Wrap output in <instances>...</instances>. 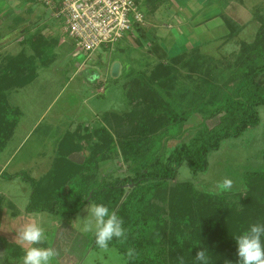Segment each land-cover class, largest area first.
<instances>
[{
    "label": "rangeland",
    "instance_id": "374dc122",
    "mask_svg": "<svg viewBox=\"0 0 264 264\" xmlns=\"http://www.w3.org/2000/svg\"><path fill=\"white\" fill-rule=\"evenodd\" d=\"M182 1L186 0H173L172 4L177 8H184ZM230 1L228 13L232 15L219 17L218 20L228 31L226 21L230 20L234 24L236 33L233 39H228L229 43L224 45L212 42L199 45L196 49L200 50L203 62L199 61V66L195 61L198 65L195 74L198 77L210 78L211 81L206 80L211 83L214 92L230 91L232 86L226 88L224 84L236 66L237 57L241 55V45L254 42L260 26L258 17L264 19V0ZM37 2L0 0V64L7 58L24 53L34 60L38 72V77L30 85L8 93L6 98L8 107H17L21 115L17 118V127L6 148L0 152V165L17 150L10 161L7 176L24 169L27 176L39 180L45 176L48 169L53 167L58 145L66 135L77 132L79 136H86L102 126L112 133L126 132L124 127L117 128L118 120H114L110 113L123 116L130 112L133 109L130 96L139 93L140 83L146 85L156 66L161 62L171 64L173 58H168L167 62L163 60V53L158 47L166 46V43L159 39L154 41L157 31L147 26L143 28L145 32L142 33L143 35L134 32L123 39L116 48L109 51L100 50L89 58L84 52L76 50L74 41L68 35L61 33L62 24L51 17V11ZM203 2H205L204 11L207 16L211 15L210 17L213 15L212 11L218 9L217 5L222 7L227 4L226 0H203ZM196 6L195 3L192 8ZM143 12L145 23L147 20H155L148 11L144 9ZM170 12V9H163L160 17L165 19ZM242 12L249 14L245 18L248 21L243 20L244 26H240V23L234 20L235 16ZM179 17L181 19L184 16L179 15ZM162 24L163 20H160L155 25L162 27ZM40 37L57 43L50 49L43 44L44 39L38 41ZM36 43L39 47L47 46L44 52L38 49L41 58L34 50ZM177 51L178 49H175L172 55ZM190 57V52L186 53L183 62ZM181 63L178 64L177 71L174 65L179 80L178 85L174 87V94H170L168 88L162 87L159 91L156 83L153 85L150 83L148 86H153L176 112L188 111L191 102L196 100L193 92L197 87L202 89L204 85L198 77L197 86L193 80H189L190 78L186 79L188 68L181 67ZM119 64L122 74L120 78L114 79L113 70ZM260 82L264 85V77L260 78ZM102 83L105 86L99 94L98 85ZM175 91L179 92L181 99H176ZM213 91L209 90L207 94L211 96ZM88 107H92L97 115L91 113L89 115ZM258 112L260 125L249 128L241 137L224 140L220 150L208 155L209 166L205 172L195 175L190 170L189 164L185 162L179 168L176 180L156 190L153 205L165 217V224L156 236L164 240L170 264H184L179 261L180 255L177 251L186 247L192 248V238L200 231L201 222L204 223L207 218L206 212L202 213L201 210L185 211L183 217L181 216L180 211L184 207L183 192L180 193L179 190L181 184H191L193 190L208 195L213 201L225 198L226 203L230 205L237 201L241 193L247 192L246 174L264 172V106L258 107ZM201 123L202 117L196 114L184 124L179 136L163 137L165 152L169 154L176 146L189 143L201 128ZM218 123L219 118H216L207 124L213 127ZM153 128L156 132L161 130L159 127L153 126ZM154 135L149 139H159L161 134L158 132ZM41 163L43 164L40 165ZM127 167L118 150L110 160L101 164L97 180L102 177H107L108 181L122 178L127 174ZM7 176L0 179V187L11 190L9 193L15 195L17 206L27 207L32 186L22 177ZM13 176L14 178H11ZM226 179L231 181V186L227 188L223 184ZM190 212L191 214H188ZM187 214L191 217L187 218ZM85 215L84 210L70 217L45 213L41 222L35 216V224L42 226L46 231L49 230L51 240L54 241L51 245V251L54 253L52 264H128L124 255L116 248H109L107 252L93 249L95 240L93 233L83 230ZM63 223L73 231L67 230L62 236L55 235L59 229L58 225L62 226ZM194 240L198 239L194 238Z\"/></svg>",
    "mask_w": 264,
    "mask_h": 264
},
{
    "label": "trees",
    "instance_id": "16d2710c",
    "mask_svg": "<svg viewBox=\"0 0 264 264\" xmlns=\"http://www.w3.org/2000/svg\"><path fill=\"white\" fill-rule=\"evenodd\" d=\"M140 1L146 11L150 8L153 12L165 3V0ZM258 20L260 26L254 42L241 45V55L224 84L226 88L232 86L230 91L214 92L210 78L195 74V69L200 66L198 62H203L200 50L190 51L191 57L185 62L186 53L174 57L172 65L161 62L151 72L148 83H140L139 93L130 96L133 109L123 116L111 114L114 120H118L117 128L124 127L126 132L112 133L102 126L86 136H79L77 132L68 134L60 141L53 167L43 178L36 180L26 173L15 176L22 177L32 186L27 212L70 217L84 210L86 204L103 203L121 218L125 229V237L114 238L109 248L118 249L128 264H170L165 242L156 236L165 224V217L153 205L155 192L176 180L178 170L185 162L195 175L205 172L209 166L208 155L220 150L224 140L241 137L249 128L260 125L258 107L264 106V85L260 82V78L264 77V19L258 17ZM226 22L229 39H233L236 33L234 24L230 20ZM136 32L140 36L145 33L137 26ZM43 39L40 37L38 41ZM56 43L48 39L43 41L50 49ZM47 46L39 47L36 43L34 50L37 56H41L38 49L44 52ZM180 62L181 67L188 68L186 79L190 78L197 86L199 78L204 85L193 92L196 100L191 102L188 111L176 112L153 86H148L156 83L159 91L163 87L174 94V87L179 83L176 71ZM36 68L34 60L24 53L7 58L0 64V152L6 148L21 115L17 107H8V93L34 82L38 77ZM209 90L213 91L211 96L207 94ZM175 96L181 99L177 91ZM196 114L202 117L201 128L189 143L180 144L167 154L163 137L179 136L184 124ZM216 118H219V123L209 127L207 123ZM153 126L161 128L159 139H149L158 134ZM85 150L89 151V155L83 163L70 159ZM118 150L127 163V174L114 181H108L107 177L97 180L101 164L110 160ZM245 182L247 192L241 193L237 201L230 205L225 198L213 201L208 195L193 190L189 183L179 186L184 205L181 216L185 211L193 210L207 214L205 222H201L200 231L192 238V248L177 251L179 261L194 264L196 252L206 249L209 264H227V261L236 264V247L232 237L251 224L264 223V172L246 174ZM93 249H99L95 240Z\"/></svg>",
    "mask_w": 264,
    "mask_h": 264
},
{
    "label": "crops",
    "instance_id": "0c3cea01",
    "mask_svg": "<svg viewBox=\"0 0 264 264\" xmlns=\"http://www.w3.org/2000/svg\"><path fill=\"white\" fill-rule=\"evenodd\" d=\"M34 1L37 2L38 0ZM183 2L185 6L184 8H177V6L172 4L173 0H165V3L161 4L154 12L150 8H147L148 14L153 15L155 20H147V17H149L147 15L145 26L157 31V36H154L156 38H153L154 41L156 39H159L160 41L166 43V46L161 45L160 47H158L160 52L163 53V60H166V62L168 61V58H174L178 55H182L199 48V45L209 44L212 42H219L222 45L229 43V31L227 30L225 25L221 26L218 19L226 17V15L228 17L232 15L228 13V6L231 1L226 0L227 4L222 7L220 5H217L216 7L218 9L212 11V17H210L211 15H206V11H204L205 2H203V0H194L193 2L192 0H186L182 1L181 3L183 4ZM195 3L197 6L195 8H192ZM163 9L171 10L170 15L165 19L163 17H160ZM158 15L159 17H157ZM179 15H183L184 17L180 19ZM204 15H206V17ZM248 16L249 14L247 15L245 12H242L240 14H237L234 20L240 23V26H244L243 20H245V22L248 21L247 19H245ZM250 18L252 17L250 16ZM160 20H163L162 27H160L159 25H155L158 24ZM176 25L178 26L177 28ZM212 25L214 26L212 27ZM62 32L63 31H61V33ZM175 49H178V51L176 54L172 55ZM121 69L122 68L120 64L114 67V79L120 78V75L122 74ZM98 86L100 94L103 91L105 85L102 83ZM88 109L89 115L90 113L91 115H97L95 114L96 111H94L92 107H88ZM111 114L115 113H110V115ZM16 152L17 150L14 151V153L7 159L4 164L0 165V179L3 177V173L8 174L7 170L11 165L10 161H12V158L16 154ZM88 155L89 151L85 150L81 153L72 155L70 159L75 163L81 164L84 162L85 158ZM42 164L43 163H41L40 165ZM50 170L51 169H48L44 175H46ZM19 173L27 172H25L24 169H19L12 174H9V176H16ZM32 178L34 179V177ZM9 192H11L10 189L6 187H0V255H3L5 264H8L9 261H11V264H21L24 251L31 245L21 242L17 237V233L25 225L29 223H35V216H37L38 221L41 222L43 219L42 215L45 213H28L26 206L21 208L15 204V195H12V193ZM58 226L59 229L57 230V232H55V235L57 236H62L67 230H72V228L67 226L66 223H63L62 226ZM45 235L46 239H44L42 245L39 246L51 250V245L54 243V241L51 240L49 230H45ZM55 251H57V248L55 249Z\"/></svg>",
    "mask_w": 264,
    "mask_h": 264
},
{
    "label": "built area",
    "instance_id": "2783aa9c",
    "mask_svg": "<svg viewBox=\"0 0 264 264\" xmlns=\"http://www.w3.org/2000/svg\"><path fill=\"white\" fill-rule=\"evenodd\" d=\"M61 22L62 31L77 51L89 58L109 51L128 35L145 27V9L140 0H38Z\"/></svg>",
    "mask_w": 264,
    "mask_h": 264
},
{
    "label": "clouds",
    "instance_id": "9594fccd",
    "mask_svg": "<svg viewBox=\"0 0 264 264\" xmlns=\"http://www.w3.org/2000/svg\"><path fill=\"white\" fill-rule=\"evenodd\" d=\"M223 184L226 188L230 187L231 181L226 179ZM84 211L86 215L83 230L93 233L95 243L102 251H109L110 242L114 238L125 237L123 221L105 204H86ZM17 237L21 242L31 245L24 251L21 264H52L54 253L39 246L45 239V230L42 226L29 223L18 231ZM232 238L236 247V264H264V223L251 224ZM0 264H5L3 255H0ZM8 264H11V261ZM194 264H209L206 249L196 252ZM227 264L231 262L227 261Z\"/></svg>",
    "mask_w": 264,
    "mask_h": 264
}]
</instances>
